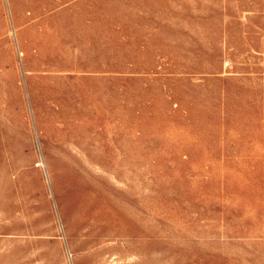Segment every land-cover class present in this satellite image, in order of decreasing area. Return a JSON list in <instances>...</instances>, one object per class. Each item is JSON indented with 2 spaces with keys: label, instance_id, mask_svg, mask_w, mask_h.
<instances>
[{
  "label": "rangeland",
  "instance_id": "rangeland-1",
  "mask_svg": "<svg viewBox=\"0 0 264 264\" xmlns=\"http://www.w3.org/2000/svg\"><path fill=\"white\" fill-rule=\"evenodd\" d=\"M0 264H264V0H0Z\"/></svg>",
  "mask_w": 264,
  "mask_h": 264
}]
</instances>
